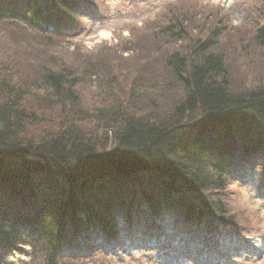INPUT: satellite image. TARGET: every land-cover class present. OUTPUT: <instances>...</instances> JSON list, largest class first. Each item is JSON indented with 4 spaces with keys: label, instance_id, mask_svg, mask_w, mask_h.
<instances>
[{
    "label": "trees",
    "instance_id": "16d2710c",
    "mask_svg": "<svg viewBox=\"0 0 264 264\" xmlns=\"http://www.w3.org/2000/svg\"><path fill=\"white\" fill-rule=\"evenodd\" d=\"M92 4L0 0V21L64 42L55 33L83 7L96 12ZM178 24L162 33L182 38L186 27ZM218 32L193 54L169 55L184 93L164 115L109 114L102 104L84 109L81 81L65 68L46 67L32 78L12 65L0 68V264H14L7 258L27 245L41 257L33 264H86L90 251L133 230L164 239L168 228L157 221L168 210L176 233L196 232L201 240L189 254L208 250L223 260L239 239L249 242L253 224L232 212L230 186L250 167L264 170V82L232 86L224 58L210 52ZM255 40L264 46V24ZM92 123L111 134L109 149L86 134ZM229 238L234 241L227 245ZM170 244L160 246L167 252Z\"/></svg>",
    "mask_w": 264,
    "mask_h": 264
},
{
    "label": "rangeland",
    "instance_id": "374dc122",
    "mask_svg": "<svg viewBox=\"0 0 264 264\" xmlns=\"http://www.w3.org/2000/svg\"><path fill=\"white\" fill-rule=\"evenodd\" d=\"M92 5L96 12L82 10L76 22L59 33L64 42H49L29 26L0 21V68L15 66L12 68L29 78L39 76L46 67L65 68L81 81L84 109L102 104L109 114L153 111L164 115L171 113L184 93L167 63L169 55L193 54L194 47L218 29L210 52L224 58L232 86L249 89L264 82V46L255 40L257 28L264 24V0H93ZM233 20L239 23L233 24ZM171 23L186 27L182 38L162 33ZM38 91L43 96V91ZM32 103L42 105L38 100ZM99 124L92 123L84 130L107 150L113 145L111 134ZM42 130H47L46 126ZM230 189L232 212L249 217L254 230L246 235L249 242L240 240L242 250L239 246L229 248V259L213 260L208 250L189 254L183 242L186 234L174 239V233L167 230L163 240L136 231V240L124 235L110 250L94 252L83 263L264 264V170L253 166L232 182ZM233 239H226L225 244ZM165 240L171 242L167 252L160 246ZM40 259L27 245L13 252L7 262L33 264Z\"/></svg>",
    "mask_w": 264,
    "mask_h": 264
},
{
    "label": "bare ground",
    "instance_id": "6f19581e",
    "mask_svg": "<svg viewBox=\"0 0 264 264\" xmlns=\"http://www.w3.org/2000/svg\"><path fill=\"white\" fill-rule=\"evenodd\" d=\"M135 231H136L137 234H138L140 230H134V231L131 233L132 235H130V237H131L132 240L135 239V237H134V232H135Z\"/></svg>",
    "mask_w": 264,
    "mask_h": 264
},
{
    "label": "clouds",
    "instance_id": "9594fccd",
    "mask_svg": "<svg viewBox=\"0 0 264 264\" xmlns=\"http://www.w3.org/2000/svg\"><path fill=\"white\" fill-rule=\"evenodd\" d=\"M232 23H233V24H238L239 21H237V20H233Z\"/></svg>",
    "mask_w": 264,
    "mask_h": 264
}]
</instances>
